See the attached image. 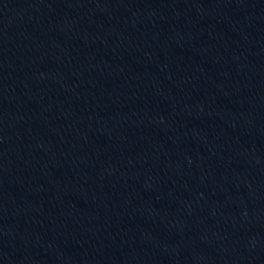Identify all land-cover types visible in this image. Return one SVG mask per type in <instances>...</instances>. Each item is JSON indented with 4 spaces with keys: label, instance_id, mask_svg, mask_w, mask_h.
Segmentation results:
<instances>
[{
    "label": "water",
    "instance_id": "water-1",
    "mask_svg": "<svg viewBox=\"0 0 264 264\" xmlns=\"http://www.w3.org/2000/svg\"><path fill=\"white\" fill-rule=\"evenodd\" d=\"M0 264H264V0H0Z\"/></svg>",
    "mask_w": 264,
    "mask_h": 264
}]
</instances>
